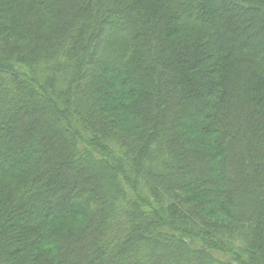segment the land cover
Returning <instances> with one entry per match:
<instances>
[{
  "label": "trees",
  "instance_id": "16d2710c",
  "mask_svg": "<svg viewBox=\"0 0 264 264\" xmlns=\"http://www.w3.org/2000/svg\"><path fill=\"white\" fill-rule=\"evenodd\" d=\"M0 264H264V0H0Z\"/></svg>",
  "mask_w": 264,
  "mask_h": 264
},
{
  "label": "rangeland",
  "instance_id": "374dc122",
  "mask_svg": "<svg viewBox=\"0 0 264 264\" xmlns=\"http://www.w3.org/2000/svg\"><path fill=\"white\" fill-rule=\"evenodd\" d=\"M204 212L209 220L212 221H224L219 215L215 214L208 208H204Z\"/></svg>",
  "mask_w": 264,
  "mask_h": 264
}]
</instances>
